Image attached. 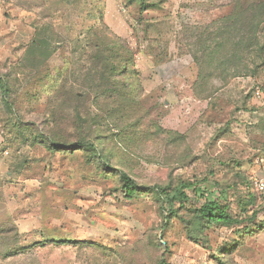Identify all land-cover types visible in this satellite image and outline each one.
Wrapping results in <instances>:
<instances>
[{
  "label": "rangeland",
  "instance_id": "rangeland-1",
  "mask_svg": "<svg viewBox=\"0 0 264 264\" xmlns=\"http://www.w3.org/2000/svg\"><path fill=\"white\" fill-rule=\"evenodd\" d=\"M254 1L147 0L141 13L131 0H0V77L16 111L0 94V264H264V200L252 188L264 57L239 46L256 27L244 14ZM39 33L52 57L36 70L23 58ZM257 35L264 44L263 24ZM97 39L136 52V79L111 81L131 84V97L71 93L90 83L81 76ZM123 172L145 189L207 178L254 220L190 241L152 191L126 200Z\"/></svg>",
  "mask_w": 264,
  "mask_h": 264
},
{
  "label": "trees",
  "instance_id": "trees-1",
  "mask_svg": "<svg viewBox=\"0 0 264 264\" xmlns=\"http://www.w3.org/2000/svg\"><path fill=\"white\" fill-rule=\"evenodd\" d=\"M136 1L140 5L141 13L147 11V0H131ZM243 6H245L243 4ZM244 14L250 16V20L256 18V27L251 33L242 36L239 46H245V52L248 55L258 54L259 60L264 57V44L257 35V28L264 25V0H255L248 7H245ZM237 17L236 11L231 15L225 16L218 23L220 33L230 26L234 25ZM79 45H82L79 42ZM262 45V47H261ZM52 43L44 38L42 33H39L28 47L23 62L29 63V67L33 69H41L46 60L50 59L52 54L45 56V52L51 49ZM256 47V49H255ZM92 55L88 58L90 64L87 73L81 76L89 81L88 86L80 85L78 88L71 89L74 98L81 100L88 98L89 93L95 96V99L108 97H131L134 93V88L131 84H115L111 81L120 79L134 80L136 67V52L125 45L121 39H115L112 42H104L97 39L93 44ZM82 57V56H81ZM80 57V59H81ZM106 82V84H103ZM108 84V85H107ZM0 94L6 106L11 111H15V105L11 101L10 87L8 80L0 77ZM16 113V111H15ZM65 145L63 146V148ZM76 150L85 151L93 154L96 152L95 146L90 142H81L75 145ZM63 148H58L61 150ZM74 149V150H75ZM90 156L88 161L90 164L95 160ZM108 167V164H104ZM104 167V168H105ZM106 169V168H105ZM207 178L202 181H180L175 187L170 186H155L150 189H145L126 173L120 175L121 190L124 193L126 200L132 201L138 196H144L152 191L155 193L159 203L160 212L165 221L170 222L172 219H178L186 227V235L190 241L200 242L205 239L206 233L216 227L231 228L240 226L247 222H252L254 217H243L232 212L230 204L227 200L226 193H217L216 190L206 187ZM253 188V187H252ZM190 193H193L196 201L193 203ZM264 200V198L262 197ZM181 211L191 214L186 218L181 214ZM159 264H169L163 257Z\"/></svg>",
  "mask_w": 264,
  "mask_h": 264
},
{
  "label": "built area",
  "instance_id": "built-area-1",
  "mask_svg": "<svg viewBox=\"0 0 264 264\" xmlns=\"http://www.w3.org/2000/svg\"><path fill=\"white\" fill-rule=\"evenodd\" d=\"M255 97L257 99L263 98V93L260 89L256 90ZM258 165L260 166V171L252 178V187L255 193L264 198V154L259 158Z\"/></svg>",
  "mask_w": 264,
  "mask_h": 264
},
{
  "label": "crops",
  "instance_id": "crops-1",
  "mask_svg": "<svg viewBox=\"0 0 264 264\" xmlns=\"http://www.w3.org/2000/svg\"><path fill=\"white\" fill-rule=\"evenodd\" d=\"M259 171H260V166L258 165V171H257L256 175L259 173Z\"/></svg>",
  "mask_w": 264,
  "mask_h": 264
}]
</instances>
